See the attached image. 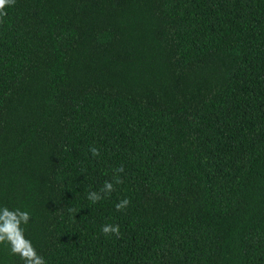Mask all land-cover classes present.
Returning <instances> with one entry per match:
<instances>
[{"label":"trees","instance_id":"16d2710c","mask_svg":"<svg viewBox=\"0 0 264 264\" xmlns=\"http://www.w3.org/2000/svg\"><path fill=\"white\" fill-rule=\"evenodd\" d=\"M5 11L0 208L45 264H264V0Z\"/></svg>","mask_w":264,"mask_h":264},{"label":"clouds","instance_id":"9594fccd","mask_svg":"<svg viewBox=\"0 0 264 264\" xmlns=\"http://www.w3.org/2000/svg\"><path fill=\"white\" fill-rule=\"evenodd\" d=\"M15 0H0V18L7 15L5 11L6 7L14 5ZM93 157H98L100 151L98 148L92 146L89 149ZM124 171L123 166L115 169L116 173H122ZM122 179L116 176V183H122ZM114 191V186L111 181H105L99 192L91 191L87 195V199L92 203L99 202L102 198V194H110ZM130 204L128 198H124L120 202L116 203L115 208L117 211H122ZM69 211H74L69 209ZM31 215L27 211L20 209L10 210L8 207L0 208V244H6L9 246L10 252L13 255H18L24 264H45L44 258L40 256L33 247L30 240L24 236V228L21 225L29 223ZM101 231L104 235H116L120 236L119 225L106 224L103 225Z\"/></svg>","mask_w":264,"mask_h":264}]
</instances>
